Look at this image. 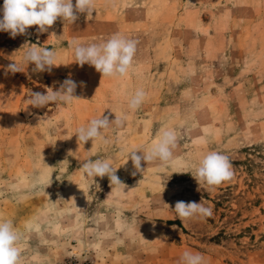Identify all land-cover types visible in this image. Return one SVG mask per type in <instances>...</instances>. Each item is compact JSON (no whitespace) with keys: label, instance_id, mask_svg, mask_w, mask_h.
Instances as JSON below:
<instances>
[{"label":"rangeland","instance_id":"obj_1","mask_svg":"<svg viewBox=\"0 0 264 264\" xmlns=\"http://www.w3.org/2000/svg\"><path fill=\"white\" fill-rule=\"evenodd\" d=\"M77 16L45 33L0 31V220L21 233V264H181L185 251L203 264H264V0H96L92 17ZM117 32L137 41L125 77L75 62L70 41L87 46ZM34 45L54 49L57 66L6 71ZM65 79L78 84L70 106L27 103ZM137 89L146 98L131 112ZM122 111L128 118L104 132L107 144L78 142L77 128ZM164 128L178 134L172 162L159 171L142 160L136 172L127 153ZM207 151L227 155L234 177L197 191L184 172ZM89 158L112 161L126 187L86 178ZM177 201L213 215L181 221Z\"/></svg>","mask_w":264,"mask_h":264},{"label":"clouds","instance_id":"obj_2","mask_svg":"<svg viewBox=\"0 0 264 264\" xmlns=\"http://www.w3.org/2000/svg\"><path fill=\"white\" fill-rule=\"evenodd\" d=\"M95 9L96 0H75V5L72 0H3L2 8H0V31L8 32L12 38H15L17 35L25 34L31 26H38L37 32L45 33L58 18L72 24L78 19L77 13H86L87 18H90ZM136 46V40L127 38L119 32L112 34L110 38L100 43H91L85 46L74 39L68 44V47L74 52L75 62L81 66L85 63L94 66L96 71L102 74V77L111 79H122L129 73L134 64ZM56 62L57 53L54 49L34 45L23 53L19 63L9 64L6 71L23 72L25 67L30 64L34 65L33 72L51 71L53 66H57ZM77 87L76 81L65 79L58 90L47 88L46 93H30L27 103L33 107H43L54 103L56 108H64L79 100L75 95ZM145 98L146 92L143 89H137L128 101V109L135 112ZM127 118L128 113L123 111L120 115H115V119L111 122L108 116L93 118L88 122L87 127L77 128L75 134L78 142L84 144L89 140L92 142L99 140L107 144L109 141L104 136V132L112 125L117 128L122 127ZM48 119L45 120L42 117L41 121ZM177 142V132L174 129L164 128L161 130L159 139L150 147L129 151L127 161L131 159L136 172L143 171L142 160L148 164L158 161V170L163 171L173 160V150L177 147ZM137 150L142 152V155H138ZM186 167L189 171L184 173H190L195 179L198 184L197 191L201 186L213 191L234 177L229 157L217 151L200 154L195 162H189ZM80 171L90 179L107 176L112 190L113 188L126 187L115 174L117 168L109 159H85ZM136 172H133L132 175H135ZM51 183L50 178L48 186ZM174 211L181 221L193 217L207 218L213 215L211 206H205L201 202L195 201H177ZM20 241L21 233L15 228L13 222L0 220V264H21ZM181 264H203V257L185 251L181 257Z\"/></svg>","mask_w":264,"mask_h":264},{"label":"trees","instance_id":"obj_3","mask_svg":"<svg viewBox=\"0 0 264 264\" xmlns=\"http://www.w3.org/2000/svg\"><path fill=\"white\" fill-rule=\"evenodd\" d=\"M251 161L250 159H248V164H247V171H250V175L253 173V169L251 168L252 167V164H251ZM253 177V176H252Z\"/></svg>","mask_w":264,"mask_h":264}]
</instances>
